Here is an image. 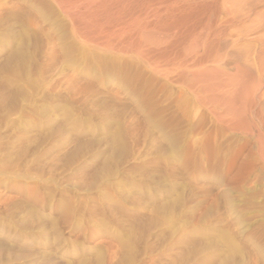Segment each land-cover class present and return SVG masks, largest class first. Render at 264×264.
Returning a JSON list of instances; mask_svg holds the SVG:
<instances>
[{
    "label": "rangeland",
    "instance_id": "obj_1",
    "mask_svg": "<svg viewBox=\"0 0 264 264\" xmlns=\"http://www.w3.org/2000/svg\"><path fill=\"white\" fill-rule=\"evenodd\" d=\"M104 1L0 0V264H264L255 150L230 164L211 113L115 52Z\"/></svg>",
    "mask_w": 264,
    "mask_h": 264
},
{
    "label": "bare ground",
    "instance_id": "obj_2",
    "mask_svg": "<svg viewBox=\"0 0 264 264\" xmlns=\"http://www.w3.org/2000/svg\"><path fill=\"white\" fill-rule=\"evenodd\" d=\"M113 3H114V1L112 2V4ZM105 4H106V2L104 1V4L100 5L99 7H101V8H102V6L105 7L104 6ZM97 6H98V4L96 5V7ZM107 6H108V4H106V7ZM106 7H105V9L109 8V7L108 8H106ZM111 7H112V5L110 6V8ZM69 8H70V6H69ZM90 9L92 10V8H90ZM95 9H97V8H95ZM108 10H110V15H111L110 20H108L109 21V23H108L109 29L107 28L108 29L107 30L106 28H104V30L106 29L109 33H111L110 36L113 37L112 40L115 44V45L113 44L114 45V51L118 52V54L122 53L123 56L126 55V56H129L131 59H134L136 62L139 63V66L140 65L143 66V69L144 68L148 69L157 78L162 79V81L165 82V83L162 82L163 84H165L164 86H168L166 84H169L170 86L175 85L176 87H178V89H180L182 92H184L186 94V97L189 96V98L194 102L193 104H195L198 108L206 110V112L208 111L209 113H211L213 115V117L215 118V119H213V121L215 120V124L216 125L220 124L222 126V127L221 126L220 127L223 128L224 131H226V135L228 133L231 136V138H233V141H234V144H233L234 146L232 145L233 146V150H232L233 152H230L231 153L230 155L228 153V155L231 156L230 161H229L230 164H232L235 161V159L237 160V157L239 156V154L242 153L245 149L251 148V149L255 150L256 164L253 165L254 168L252 167L254 170V172L252 171L253 172L252 174L254 175L253 178H257V179H255L257 181H255L253 179L252 180L255 182H258V185L256 184L257 188L259 189V192L262 190L263 195H264V0H121L119 2L117 1V3L114 4V6ZM88 12L89 11L87 10L86 13H88ZM93 12H94V10H93ZM91 13H89V14H91ZM94 13H96V12H94ZM102 13H104V12H102ZM107 13H109V12L107 11L105 14L107 15ZM76 14L77 13H75V16H76ZM85 14H84V16H85ZM89 14L86 15V17L88 16V19H89V16H92ZM96 14H98V13H96ZM72 15H74V14H72ZM94 15L95 14H93L92 17H94ZM99 15L101 16L103 14H99ZM96 16H98V15H96ZM100 16H99V18H100ZM103 16H101V17H103ZM75 18L73 20H75ZM80 18H81V16H80ZM80 18H78V19H80ZM104 18L107 19V17H104ZM78 19H76V20H78ZM94 19H95V17H94ZM97 19H95V20H97ZM100 19L105 20L102 18H100ZM82 20L85 22L86 19L85 20L82 19ZM93 20H91V21H93ZM101 20H99V21H101ZM96 22H95V24H96ZM98 22H97V25H101V24H98ZM104 22H106V21H104ZM77 23L78 22H75V27H76ZM86 23H88V22H86ZM92 23H94V22H92ZM78 25H79V23H78ZM89 25L94 26L93 24L88 23L87 26L85 24V25H83V27L86 26L87 29H90L92 26L89 28L88 27ZM97 25H96V28L98 27ZM100 27H102V26H100ZM76 29H78V27ZM97 29H100V31H101L103 28H97ZM97 29H96V31H97ZM79 30H80V28H79ZM81 30H83V29L81 28ZM104 30H102L100 33H102ZM92 31H94V30H91L89 32H92ZM89 32H88V34L90 35L91 33H89ZM97 32H99V31H97ZM93 33L95 34V31L92 32V34ZM100 33H99V35H102L101 38H103L104 33L103 34H100ZM88 34H86V35L88 36ZM99 35L96 38H100ZM108 35H107V37H108ZM92 36H94V35H92ZM230 37H232V38H230ZM94 38H95V36H94ZM96 38H95V40L98 41L99 39H96ZM92 39L93 38H91V40ZM104 39H105V37H104ZM102 41L104 43L106 42L104 40H102ZM99 42L100 41H98V43ZM102 43H99V44L103 45ZM107 44H108V42H107ZM105 45H106V43H105ZM96 46L98 47L100 45L96 44ZM100 48L102 49V47H100ZM103 49H104V47H103ZM103 51H105V50H103ZM106 51H107V49H106ZM110 51H111V49H110ZM112 53H114V52H112ZM254 64L259 66V67L257 66L259 68V69H257V71H254L256 68H254V69L252 68V67H254L253 66ZM135 65L137 66V64H135ZM225 65H232L233 69L235 70V73L233 74V72H232V74H231L229 72V70L227 71V72H229V74H225V72L224 73L221 72L219 70V68L222 66H225ZM138 70H139V73L143 71L142 69H141L142 71H140L139 68H138ZM144 74H145V72H144ZM153 75L148 76V77H151V80H152ZM156 77L153 80H155ZM139 79L140 78L136 79V80H138L137 82H139ZM142 79H144V78H142ZM140 83H145V82H140ZM145 85H146V83H145ZM174 90H176L175 87H174ZM180 90H179V92H180ZM177 92L178 91H176V93ZM178 94L179 93H177L176 95H178ZM183 95L179 94V96H181V97ZM179 96L177 98H179ZM257 96H259V97H257ZM256 98L259 99V104H258V101ZM191 103H190V105H191ZM180 104H181V102H180ZM196 106L193 105V107H196ZM188 107H190V106H188ZM189 109H191V108H189ZM196 110H198V109H196ZM208 112H207V114H208ZM195 113H197V112L195 111ZM195 113H194V115H195ZM201 113H203V112H201ZM189 115H191V114H189ZM194 115H192V118ZM196 116H197V114H196ZM209 116L210 115H207V117H209ZM220 127H219V129H221ZM224 131H222V135L224 134L223 133ZM217 133H219V130ZM195 135L198 137L199 134H195ZM215 136L216 135H214V137ZM191 137L194 138V135ZM224 137H223V139H225ZM193 138L192 139L190 138V139L193 140ZM212 140H213V138H212ZM228 140L229 139H227L226 141H228ZM207 141L210 142V137H207ZM226 141H225V143H227ZM225 143L223 142L222 144L225 145ZM200 144H202V143L200 142ZM217 144H218V142H217ZM204 145H207V144H204ZM214 145H216V144H214ZM226 145H229V144H226ZM189 146H191V144H189ZM202 146H203V144H202ZM204 147L206 148V146H204ZM220 147H222V146H220ZM192 148L194 149V146ZM230 149H231V147H230ZM230 149H229V151H230ZM197 150H199V149H197ZM206 150H208V149H206ZM210 150H212V149H209V151ZM221 151L225 152V150H221ZM229 151H226V152H229ZM247 151H245V152H247ZM189 152H191V151H189ZM221 154H223V153H221ZM248 155H250V154H248ZM214 156H212V158H214ZM227 156H226V158L223 157L220 160L222 161V160H224V158L227 159ZM215 157H217V156H215ZM251 157H253V156H251ZM242 159H243V157H242ZM238 160H239V158H238ZM248 160L249 159L247 158V161ZM252 161H254V160H252ZM216 162H218V161H216ZM239 162H240V160H239ZM243 162H245V161H243ZM223 163L224 162L221 163L222 165L220 164L222 167L225 165V164L223 165ZM227 163H228V161H227ZM237 164H238V162H237ZM238 165H237V167H238ZM241 165H242V163H241ZM245 166H246V164H245ZM222 167L220 170L223 169ZM239 167H241V166H239ZM243 169H244V167H243ZM235 170H237V169H235ZM250 171H251V169H250ZM238 172H239V169H238ZM245 172H247V171H245ZM229 174H231V173H229ZM241 174L243 175V173H240V175ZM233 175H235V174H233ZM240 175H239V177H240ZM244 175H245V173H244ZM242 179L244 180V178H242ZM244 181H241L240 184ZM250 182H248V183L250 184ZM227 183H228V180H227ZM222 184H225V183H222ZM233 184H234V182H233ZM235 184H237V183H235ZM240 184H237V187ZM243 184H244L243 186H245V182ZM252 186L255 188V184ZM230 187H232V186H230ZM241 187H242V185H241ZM241 187H239V188H241ZM220 188H222V187H220ZM257 188H255V189H257ZM213 189L215 190L216 188H213ZM251 189H253V188H251ZM245 190H247V189H244V191ZM254 190H252V191H254ZM218 191L215 190V194L217 196L219 193L217 194L216 192H218ZM228 191H230V190L228 189ZM212 193H214V192H212ZM226 193H225V196L228 195V194L226 195ZM259 194L262 195V193H259ZM212 197L213 196H211V198ZM244 197H245V195H244ZM246 197H248V196H246ZM252 198H253V196H252ZM258 198L259 197L256 198V196H255L254 200L258 199ZM260 198H262V197H260ZM260 198H259V200H260ZM232 199H234V197ZM232 199H230V202L231 203L233 201L235 202V199L233 201H232ZM237 199H239V198H237ZM241 199L245 200V198H241ZM211 204H213V202L210 203V205ZM232 204H234V203H232ZM238 204H240V203H238ZM241 208H242V206H241ZM254 208H255V206H254ZM250 209L252 210V208H250ZM262 209L260 210V208H259L260 211H262ZM242 212L244 213V211H242ZM231 214H234V213H231ZM261 214H263V212ZM258 215H259V213H258ZM260 216L261 215H259V217ZM249 217L247 216V218L246 217L245 218L248 219ZM249 219H251V218H249ZM251 221H249V222H251ZM241 223L242 222H240V224ZM241 225H243V223ZM241 225H239V226H241ZM254 226H256V225H254ZM238 229H239V227H238ZM258 229H261V228L258 227ZM243 232H244V230H243ZM51 259H53V258L49 257L48 260H51Z\"/></svg>",
    "mask_w": 264,
    "mask_h": 264
}]
</instances>
